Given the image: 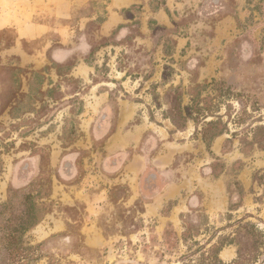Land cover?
Returning <instances> with one entry per match:
<instances>
[{"label": "rangeland", "instance_id": "rangeland-1", "mask_svg": "<svg viewBox=\"0 0 264 264\" xmlns=\"http://www.w3.org/2000/svg\"><path fill=\"white\" fill-rule=\"evenodd\" d=\"M25 2L0 0V264H181L221 244L226 263L264 259V0L49 3L52 32L20 46L63 62L39 68L8 52ZM82 60L91 82L71 75ZM109 75L113 110L89 132ZM116 151L135 173L106 170ZM26 205L39 221L21 233Z\"/></svg>", "mask_w": 264, "mask_h": 264}, {"label": "crops", "instance_id": "crops-1", "mask_svg": "<svg viewBox=\"0 0 264 264\" xmlns=\"http://www.w3.org/2000/svg\"><path fill=\"white\" fill-rule=\"evenodd\" d=\"M68 0H26L25 4L23 5V8L26 9V13H29V11H27V9H31L32 11H30V13H32L30 15V17L32 18L31 21H26L25 23L17 20L14 21V24H16V29L18 30L19 33V40L16 43V46L13 47L12 49L8 50V52L12 53V54H17L19 56V58L21 59V61L25 64H32L34 65V68H39L42 65H44L46 63V60L48 59V55H50V58H52L53 60H55L56 62H63L62 59V55L58 52L57 48L54 49V51H50V48L52 47L51 44H39L37 45L38 48H35L34 50H29L27 48L23 49L20 44H23L22 41L26 40V41H37L43 37H45L46 35L50 34L53 30V26L50 24V22L46 21H41V20H36L37 16H41L43 14V10L44 6H46L47 4H52V10L54 11V15L57 17H69L70 15L61 12L60 10V3L61 2H66L67 3ZM29 3V4H26ZM31 4V5H30ZM21 7H19V9H23ZM12 11H15L14 9ZM40 11V12H39ZM19 12V11H18ZM21 14V12L19 13ZM17 16L15 13L11 14V17L14 19H17ZM28 15H26L27 17ZM113 15L109 16L107 19V23L111 24V20L110 18ZM20 21V23L18 22ZM59 38L61 39V42H69V36H70V32L66 30V28H62L59 31ZM107 47V46H106ZM66 59H64L65 61ZM97 62L94 63H89L86 62L85 60H82L81 62H79L76 66H74L73 68V72L71 73V75L74 76H78L81 79H83L85 82H91L92 81V75L95 73L96 69H97ZM109 79L105 80L104 82H101V84H103L104 86H106L105 88H101L100 90H97V92H94L95 97L97 99V102L95 103H91V105H86L84 108V110L81 112L83 114H90L91 113V117L88 118L87 120V127L89 129V132L91 131V126H93V123L96 122L97 117L94 118L95 115H100V114H109L110 112H112L113 107L112 105H110L109 100L111 99V91L112 89L107 88L108 86H110L111 83H115L116 80H120V77H111V75L108 76ZM121 80H123V78H121ZM102 86V85H101ZM78 94V93H77ZM124 109L121 107H119V112L123 111ZM100 122V126L104 127L103 129H105L107 127L108 124V119L106 118L103 121H99ZM99 124V123H98ZM90 126V127H89ZM139 128V127H138ZM85 130V129H84ZM115 136H110V141H109V145H116L119 144V142H116L115 140ZM128 139V140H126ZM125 144L124 145H135V140L133 142H131L129 140V138L126 136L125 139ZM121 143V142H120ZM119 152H115V154L112 156L113 158L109 159L105 158L103 159L104 162L108 161V165L106 167V170H109L108 172H115L117 170L120 171V174H122V171H128L129 173H135L136 170H132V168L134 167L132 164V160L130 161L129 158H125L123 156L117 157L116 155H118ZM116 156V157H114ZM140 157V156H139ZM142 158V157H141ZM102 160V159H101ZM106 160V161H105ZM135 161H137V159L135 158ZM112 163V168H110V164ZM149 165L154 167V170H156L158 173L160 171L159 169V165L156 164H149L146 163L143 164V171H147L149 168ZM151 168V167H150ZM142 173V172H141ZM158 178V175L156 172H154ZM128 175V174H127ZM133 175V174H132ZM132 175L129 174V177H132ZM204 178V177H203ZM159 184V181L158 183ZM174 182L171 181L168 185L169 188L171 189L174 186ZM159 185H155L153 186V190L155 189L158 190ZM168 189V190H170ZM152 190V191H153ZM206 191V189H204ZM171 193L169 191H167V195H170ZM170 198V197H169ZM193 202V199H192ZM191 205H195L194 203H192ZM190 205V206H191ZM214 211H218L217 209H213V213ZM221 258H224V256H227V258L229 260L233 259L235 257V253L234 251L230 250V249H225L222 250L220 253Z\"/></svg>", "mask_w": 264, "mask_h": 264}, {"label": "trees", "instance_id": "trees-1", "mask_svg": "<svg viewBox=\"0 0 264 264\" xmlns=\"http://www.w3.org/2000/svg\"><path fill=\"white\" fill-rule=\"evenodd\" d=\"M32 207H28L27 205L24 207L23 214L25 219L19 221L15 226V230H20L21 233L28 231L31 229L34 225H36L39 221V218L36 215V208L34 205H31ZM264 241H259V238L254 241V244L256 245V248L259 247L260 244H262ZM5 248L8 245H4ZM225 244H221L220 246L214 247L212 250H207L204 252L201 257L194 258L193 254L185 256L183 259L185 260L181 264H264V259H260V254L253 253V255H245L242 247L238 251V258H236L234 261L230 263H226L223 261L220 257V253L223 249ZM205 249V247H203ZM212 252V253H211Z\"/></svg>", "mask_w": 264, "mask_h": 264}, {"label": "flooded vegetation", "instance_id": "flooded-vegetation-1", "mask_svg": "<svg viewBox=\"0 0 264 264\" xmlns=\"http://www.w3.org/2000/svg\"><path fill=\"white\" fill-rule=\"evenodd\" d=\"M150 172L153 173L151 170H150ZM151 173H150V174H151ZM147 174H148V173H147ZM153 174H155V173H153Z\"/></svg>", "mask_w": 264, "mask_h": 264}]
</instances>
